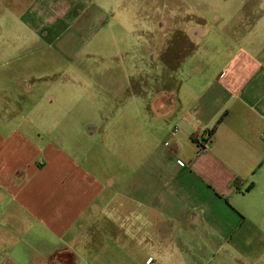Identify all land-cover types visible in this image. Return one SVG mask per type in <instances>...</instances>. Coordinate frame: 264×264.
Here are the masks:
<instances>
[{
	"label": "crops",
	"instance_id": "1",
	"mask_svg": "<svg viewBox=\"0 0 264 264\" xmlns=\"http://www.w3.org/2000/svg\"><path fill=\"white\" fill-rule=\"evenodd\" d=\"M5 1L0 43L13 46L85 9L84 0ZM183 2L172 10L198 14L183 25L193 48L177 66L182 80L140 76L112 103L93 83L97 124L51 103L44 73L0 67V264H264V0ZM102 8L88 30L111 26L105 11L152 10L143 0ZM24 80L33 84L22 92ZM82 127L92 144L108 140L106 182L62 142Z\"/></svg>",
	"mask_w": 264,
	"mask_h": 264
},
{
	"label": "rangeland",
	"instance_id": "2",
	"mask_svg": "<svg viewBox=\"0 0 264 264\" xmlns=\"http://www.w3.org/2000/svg\"><path fill=\"white\" fill-rule=\"evenodd\" d=\"M82 3L85 9L82 19L79 16L80 20L77 22L74 21L68 25V23L58 21L47 26L45 37L36 35L32 43L15 46L9 42L0 43V48H3L0 54L6 55L0 56V67L3 69L29 67L28 69L44 73L46 75L44 81L51 82L53 88L48 99L53 104L59 100L65 102L69 116H82L84 121L86 118L91 121L84 122L83 126L98 123L96 112L101 109L98 99L103 98L100 95L96 96L94 91H90L93 83L100 89L103 87L102 91L106 94L104 100L112 103L118 98L124 100L125 97H129L127 95L130 85L134 84L140 76L145 77L149 84L165 83L170 87H175L179 80H182L181 70L177 66L193 48V44L184 35L183 25L188 19L197 20L198 14V12L194 14L188 10L180 12L172 10L189 8L183 0H143V7L152 8V10L141 12L105 11L106 16L108 13L111 26L104 27L99 33L96 30L93 31L92 28L88 30L92 27L87 26L88 16L90 17L97 7L102 8L106 0H97V2L84 0ZM162 5L165 10H161ZM5 6H7V1L3 5L0 3V9H3V12ZM207 13L212 14L213 12L208 11ZM4 35L7 37L8 34ZM97 50L102 52L95 53L94 51ZM81 68L85 69L88 74L82 75L83 77L79 75ZM81 80L90 87L89 90L82 91L72 82ZM31 84L33 81H20L17 88L23 92L29 90ZM58 86L59 89H57ZM88 101L93 106V115H86L88 113L84 111V109H89L85 106ZM117 106L118 104L108 107V110L111 113L117 111ZM119 121L123 122V120ZM115 126L118 133L123 131V123L117 122ZM65 129L62 126L64 132L68 134L72 132L71 128H68V131ZM63 141L67 142L66 148L68 149L80 148L77 157L81 159L83 165L87 166L88 163L99 165L95 173L100 180L106 182L109 179L111 172L108 175L109 171L106 169L108 164L105 147L107 139H105L104 148L100 144L99 146L92 144L82 127L77 135H69ZM119 149L122 151L121 147ZM116 174V180H122V171Z\"/></svg>",
	"mask_w": 264,
	"mask_h": 264
},
{
	"label": "trees",
	"instance_id": "3",
	"mask_svg": "<svg viewBox=\"0 0 264 264\" xmlns=\"http://www.w3.org/2000/svg\"><path fill=\"white\" fill-rule=\"evenodd\" d=\"M224 115H225V113L222 114V115L219 117L217 123L213 126V128H212V130H211V135H213V133L215 132V130H216V128H217V125L222 121V119L224 118Z\"/></svg>",
	"mask_w": 264,
	"mask_h": 264
},
{
	"label": "built area",
	"instance_id": "4",
	"mask_svg": "<svg viewBox=\"0 0 264 264\" xmlns=\"http://www.w3.org/2000/svg\"><path fill=\"white\" fill-rule=\"evenodd\" d=\"M205 143V140L204 139H201L200 141H199V144H204Z\"/></svg>",
	"mask_w": 264,
	"mask_h": 264
}]
</instances>
